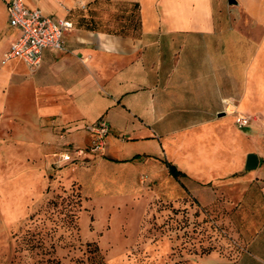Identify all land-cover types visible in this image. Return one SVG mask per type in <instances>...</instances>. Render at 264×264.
<instances>
[{"label":"crops","instance_id":"obj_1","mask_svg":"<svg viewBox=\"0 0 264 264\" xmlns=\"http://www.w3.org/2000/svg\"><path fill=\"white\" fill-rule=\"evenodd\" d=\"M9 2L0 0L5 163L17 159L34 173L44 160L50 169L130 165L137 175L145 160H163L209 186L194 187L201 206L228 212L221 221L235 246L198 264H264V0H23L73 25L64 50H45L34 73L1 63L18 37ZM134 5L137 31L100 27L120 7L131 24ZM236 115L255 119L239 128ZM101 121L112 130L104 152L76 165L73 152L87 148V128ZM64 153L73 158L62 161ZM248 154L258 158L251 172Z\"/></svg>","mask_w":264,"mask_h":264},{"label":"rangeland","instance_id":"obj_2","mask_svg":"<svg viewBox=\"0 0 264 264\" xmlns=\"http://www.w3.org/2000/svg\"><path fill=\"white\" fill-rule=\"evenodd\" d=\"M126 11L100 27L127 33L136 19ZM163 162L145 160L136 175L130 165L50 169L44 160L34 173L5 163L0 138V264H198L235 246L227 210L195 197V186H209L172 178Z\"/></svg>","mask_w":264,"mask_h":264},{"label":"built area","instance_id":"obj_3","mask_svg":"<svg viewBox=\"0 0 264 264\" xmlns=\"http://www.w3.org/2000/svg\"><path fill=\"white\" fill-rule=\"evenodd\" d=\"M6 9L8 25L18 32V37L3 54L2 65L16 60L21 62L30 73H34L41 67L45 50H64L63 36L73 28L70 21L54 20L39 9H28L23 0H10ZM251 122L252 118L248 116L236 115L235 117V124L239 128H245ZM87 130L90 133L89 145L86 149L73 152L76 165H80L77 160L86 153H103L106 137L112 132L110 126L103 121L88 127ZM60 158L66 162L73 157L69 153H64Z\"/></svg>","mask_w":264,"mask_h":264},{"label":"trees","instance_id":"obj_4","mask_svg":"<svg viewBox=\"0 0 264 264\" xmlns=\"http://www.w3.org/2000/svg\"><path fill=\"white\" fill-rule=\"evenodd\" d=\"M137 10H138V6L134 5L133 6L132 19L136 18L135 11H137ZM139 28H140V21H139V18H138L137 19V23L134 26V31H137ZM165 165L168 168L169 175L172 176V178H174L176 180L179 179V178H185V175L182 174L181 172H179L173 165H171L169 163H165ZM95 250L97 251L96 248H95Z\"/></svg>","mask_w":264,"mask_h":264},{"label":"water","instance_id":"obj_5","mask_svg":"<svg viewBox=\"0 0 264 264\" xmlns=\"http://www.w3.org/2000/svg\"><path fill=\"white\" fill-rule=\"evenodd\" d=\"M232 3V1H231ZM258 166V158L255 154H248L246 156V162H245V167H244V170L246 172H251V171H254L256 170Z\"/></svg>","mask_w":264,"mask_h":264}]
</instances>
